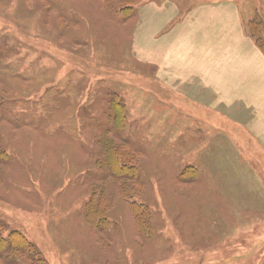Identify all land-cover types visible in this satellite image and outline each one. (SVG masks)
<instances>
[{
	"label": "rangeland",
	"instance_id": "1",
	"mask_svg": "<svg viewBox=\"0 0 264 264\" xmlns=\"http://www.w3.org/2000/svg\"><path fill=\"white\" fill-rule=\"evenodd\" d=\"M254 21L264 0H0V264H264Z\"/></svg>",
	"mask_w": 264,
	"mask_h": 264
},
{
	"label": "trees",
	"instance_id": "2",
	"mask_svg": "<svg viewBox=\"0 0 264 264\" xmlns=\"http://www.w3.org/2000/svg\"><path fill=\"white\" fill-rule=\"evenodd\" d=\"M248 28L249 30L251 31V36L252 38L254 39L257 47L259 48V50L263 53L264 55V41H260L259 40V37H258V34H261L262 31H264V26H262L261 24H258L256 23L255 21L254 22H251L249 25H248ZM112 111L114 113V120H115V124L118 128H124V124H125V118H124V113H125V107L122 105V103L119 102V100L117 98H113L112 99ZM120 123V124H119ZM112 144L113 143H108V142H105L103 145L105 147V149H107V151H109V149L112 147ZM127 147V145H126ZM128 148V147H127ZM111 152V150H110ZM131 153H135L133 152L131 149L130 151ZM132 155V154H131ZM134 172V169L133 167H130V168H126V164L125 163H120L119 164V167H118V176H121L123 177L124 175H127L129 176V174L131 173L130 176L134 177L133 173ZM126 199H129V196H124ZM132 199H129L128 202H130ZM132 202V201H131ZM134 202H132V206H134L135 204H133ZM140 209L144 208L142 206H139ZM148 213V210L146 209V211ZM143 210H141L139 212L136 211V216H137V226H139V232L144 235V234H148L145 232V227L143 225V220L141 218L142 214H146ZM149 216V215H148ZM13 236H16V235H11V237L7 240H4L1 238L0 236V259L4 256V255H7L5 253H10V250L16 246L13 241L10 242V239L13 238ZM10 244V245H9ZM8 245L10 247H8ZM6 247V249H5ZM18 250V253H20L21 255H24L25 253V250L24 249H17ZM6 257V256H5ZM34 259H30V264H48L46 260H44L42 257H36V254L33 255ZM5 259V258H4ZM4 259H1L2 261ZM5 264V263H4ZM9 264V263H8Z\"/></svg>",
	"mask_w": 264,
	"mask_h": 264
},
{
	"label": "crops",
	"instance_id": "3",
	"mask_svg": "<svg viewBox=\"0 0 264 264\" xmlns=\"http://www.w3.org/2000/svg\"><path fill=\"white\" fill-rule=\"evenodd\" d=\"M237 18H235L234 17V21H235V25L237 26V21H239V20H236ZM229 20V19H228ZM173 21V20H172ZM213 21H215L214 20V18H207V20H206V25L207 26H209V25H211V23L213 22ZM170 22V21H169ZM233 22V21H232ZM222 26H227L228 24L227 23H223V24H221ZM232 26H233V23H232ZM194 31L195 32H193V35H191V37H194V39L195 40H197V41H201V42H205L204 41V37L206 38V37H210V35H211V33L212 32H209V31H207L206 29H194ZM233 33V31H231L228 35L230 36L231 34ZM229 36H225V38H223V41H228V40H230L229 39ZM242 37V36H241ZM243 38V37H242ZM234 39V38H233ZM235 40V39H234ZM238 50H240V49H237V50H234V48H233V50H229L228 51V53H230V52H232L231 54H228L230 57H234L235 55H234V51H238ZM243 51V50H242ZM244 52V51H243ZM245 54L246 55H248V52H245ZM237 55H238V53H237ZM248 64V63H247ZM246 64V65H247ZM241 75H239V76H242L241 78H245V81H249L250 79H251V76H250V72H247V73H245V71L244 70H242L241 72ZM197 75H199V79L197 78V82L198 83H202L203 81H204V85L203 86H205V87H207V88H209V89H213L214 87H212V88H210L211 87V83L214 81V78L212 77L213 76V74H214V70H211V69H207V71H205V72H197L196 73ZM250 76V77H249ZM259 77H260V75H258ZM218 80H220V79H218ZM217 80V81H218ZM240 81H242L243 82V80H240ZM247 81V82H248ZM246 83V82H245ZM244 83V84H245ZM248 86V84H246V86L245 87H247ZM244 86H236V87H232V89L231 90H227L226 91V94L228 95V94H230L233 98H235V95H237V97H239V95L242 93L241 91H239V90H241V89H243V88H245ZM217 92H219V91H217ZM229 92V93H228ZM249 94H251V93H249ZM261 98H263L264 99V97H261ZM241 100V99H240ZM240 103V101H238V104ZM237 104V103H236ZM237 104V105H238Z\"/></svg>",
	"mask_w": 264,
	"mask_h": 264
}]
</instances>
